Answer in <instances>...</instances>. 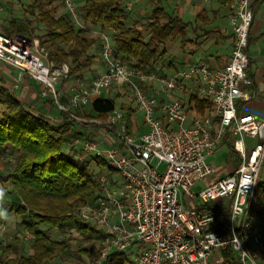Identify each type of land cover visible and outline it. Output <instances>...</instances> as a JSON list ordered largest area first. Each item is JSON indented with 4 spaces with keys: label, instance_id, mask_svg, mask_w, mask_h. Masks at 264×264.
Returning a JSON list of instances; mask_svg holds the SVG:
<instances>
[{
    "label": "built area",
    "instance_id": "built-area-1",
    "mask_svg": "<svg viewBox=\"0 0 264 264\" xmlns=\"http://www.w3.org/2000/svg\"><path fill=\"white\" fill-rule=\"evenodd\" d=\"M65 4L77 17L74 0H65ZM230 6L233 48L229 61L221 67L204 59L171 75L147 73L117 57L112 37L102 33L100 55L105 71L89 86L76 89L68 106L85 108L104 90L126 85L133 92V112L141 114L147 130L131 131L123 109L115 108L101 121L59 105L77 123L78 135L69 144L81 146L88 156L103 157L112 169L98 174V198L78 211L82 219L104 232L96 264H102L112 252L133 247L137 248L134 264H225L222 258L213 261L212 257L216 250L228 248L241 264H264L246 243L251 238L264 251V233L255 228L258 208L264 204L256 193L264 164V119L238 110L240 101L251 98L246 86L252 83L247 68L253 0H231ZM0 61L38 81L42 94L55 101L61 96L58 83L70 75L68 62L50 60L38 39L22 35L0 32ZM154 83L160 84L158 94L144 88ZM185 88L210 99L213 112L196 113L189 107V98L160 100L162 92H183ZM85 122L94 124L87 128ZM93 130L103 136H81ZM226 143L238 155L239 164L231 173L194 191L198 182L215 172L209 158ZM183 198H199L204 207L187 205ZM219 200L228 206L224 217L220 216ZM215 224L221 230L212 229Z\"/></svg>",
    "mask_w": 264,
    "mask_h": 264
},
{
    "label": "trees",
    "instance_id": "trees-1",
    "mask_svg": "<svg viewBox=\"0 0 264 264\" xmlns=\"http://www.w3.org/2000/svg\"><path fill=\"white\" fill-rule=\"evenodd\" d=\"M54 1L30 0L27 9L32 14L39 10V21L46 27L44 34H35L33 22L21 17L12 18L3 32L10 36L38 39L40 45L48 50L50 60L58 64L68 62L70 75L84 78L98 58L91 49L101 39L90 35L86 27L77 28L68 15H58ZM150 1L155 5L150 15L133 25L126 23L130 15L125 7L126 0H85L81 5V14L87 22L115 30L112 35L114 54L127 61L128 65L147 73L153 72L160 60L167 68H172L173 62L166 63L164 59L167 46L178 36L185 43L188 29L192 26L179 15L169 12L167 0ZM197 18L202 24L210 23L204 10ZM146 32L150 33L148 39ZM46 101L52 103L54 100ZM91 107L89 117L103 121L116 108V103L112 98L101 96L92 101ZM189 107L198 114L214 110L213 102L195 91L189 95ZM58 112V117H54L33 108L0 77V157L8 148L17 153L14 165L2 177V181L11 183L16 200L10 209L0 200V228L6 223L9 212L21 217L20 225L32 235L33 250L26 256H12L19 253L21 242L15 236L1 246L0 264H45L56 256H69L72 241L89 257L91 264H96L104 232L82 219L78 211L81 206L98 198V174L106 172L102 171L104 167L108 171L112 169L103 157L90 155L87 160L81 157V146L69 144L77 135V123L68 113L61 109ZM91 162L101 168L99 173L91 168ZM236 163L239 164L238 158ZM257 191L264 200L263 182L258 184ZM260 211L264 232V206ZM41 225L49 228L44 229ZM52 229H73L78 236L55 240L49 233ZM231 261L235 262L233 257ZM102 264H134V261L126 251L113 252Z\"/></svg>",
    "mask_w": 264,
    "mask_h": 264
},
{
    "label": "crops",
    "instance_id": "crops-1",
    "mask_svg": "<svg viewBox=\"0 0 264 264\" xmlns=\"http://www.w3.org/2000/svg\"><path fill=\"white\" fill-rule=\"evenodd\" d=\"M130 1V0H129ZM131 14L128 21L133 25L135 21L149 16L152 9L155 7L152 1L148 0H131ZM231 0H167V7L169 12L179 15L185 21L192 24L187 32V41L182 42L180 36L175 38L167 46V55L164 59L166 62H173L172 68H163L164 74L171 75L175 70L185 69L188 64L196 63L200 60L207 59L212 66H224L230 59L233 48V29L230 22L232 9L230 6ZM207 12L209 24H202V21L197 18L201 11ZM254 18L250 30L249 38V65L247 71L252 79V83L246 86V89L251 95L250 100L240 101V112L252 113L260 119H264V0H253ZM127 23V22H126ZM147 36V34H145ZM3 66L0 67V77L4 79L5 84L12 90H15L17 96L26 103L32 104L37 97H40L43 86L29 76L27 73L21 71L19 68L6 64L0 61ZM162 66V65H160ZM163 67V66H162ZM105 71V64L101 57L98 56L90 70L86 71L84 78L69 77L61 80L58 83L61 96L72 95L76 89L89 84L90 81L102 74ZM121 88V87H116ZM122 89V88H121ZM111 90H105L102 97L112 98ZM179 93L180 92H175ZM105 94V95H104ZM109 94V96H108ZM166 94V93H165ZM65 95V96H66ZM177 96H179L177 94ZM181 96V95H180ZM174 98L175 95L167 94L160 98V100H168ZM96 99L93 97L92 100ZM120 100H123L120 97ZM116 101V100H115ZM45 113L51 116L48 103L39 104ZM125 110L128 116V126L133 132H142L147 130L143 125L142 120H139L136 113ZM90 116L89 113H87ZM54 116V115H53ZM54 117H58V114ZM91 133V132H90ZM248 141L252 139L247 138ZM230 143L222 145L219 150L212 155L209 160L215 167V172L207 177L205 180L198 182L194 187V191H198L207 183L213 182L220 177L231 173L237 166L236 160L239 159L238 155L233 153ZM264 166V164H263ZM262 166V167H263ZM259 195V194H258ZM183 201L187 205L204 207L199 198L194 201L187 202L185 198ZM260 201H264L262 198ZM221 204L220 216H225L228 206L223 201H218ZM259 217V213L257 214ZM260 219V217H259ZM216 227V225H214ZM213 226V227H214ZM221 226L215 229L221 230ZM257 232L264 233L261 226L258 225ZM247 246L250 250H256L259 254V260L264 262V251L254 243L253 239H247ZM235 262H232L231 259ZM222 258L225 264H241L237 255L230 248L218 249L214 252L212 260Z\"/></svg>",
    "mask_w": 264,
    "mask_h": 264
},
{
    "label": "rangeland",
    "instance_id": "rangeland-1",
    "mask_svg": "<svg viewBox=\"0 0 264 264\" xmlns=\"http://www.w3.org/2000/svg\"><path fill=\"white\" fill-rule=\"evenodd\" d=\"M84 1L85 0H74L75 4L77 6V17H74L68 11L67 5L65 4V0H55L53 5L56 6L58 15H61V14L68 15L71 18V20L74 21L77 28L86 27L89 30L90 35L96 36V37L99 36L100 39H101L102 33H107L108 35H110L112 37L113 33L115 32L114 29H111V28L104 29L100 25H93L84 19V17L81 14V5L84 3ZM148 1H150V0H148ZM130 2H131V0L130 1L126 0V3H125L126 10L129 11V14H131V6H132L131 5L132 3H130ZM30 3H31L30 0H0V32L4 33L3 32L4 27L8 26V24L12 18L21 17V18H24L26 20H30L33 22L34 27H35V34H37V35L44 34L46 32V27L43 23H41L39 21V18H38L39 10L37 9L35 14H32L31 12H27V9H28ZM49 7L50 6H46V8H49ZM147 17H148V15L145 18H147ZM129 24H131V23L129 21H127V25H129ZM145 34H147L146 38L148 39L150 36V33L146 32ZM27 38L30 40L36 39V38H30V37H27ZM100 42H101V40H100ZM100 42L95 47H92V49H91V51L95 52L99 57H101V55H100V50H101ZM101 59H102V57H101ZM122 60L125 63H127V61H125L124 59H122ZM4 63H6V62H4ZM6 64H8V63H6ZM160 65H162L163 67ZM2 66L3 65L0 64V67H2ZM163 68H167L166 64L164 63V61L160 60L156 64V66L153 68V72H155L156 74H158L160 76H164L166 74H164ZM168 69H170V68H168ZM177 70H178V68H177ZM69 77H72V78L75 77V79L77 78V76H75V75H72V76L69 75ZM86 86H88V84H86ZM121 88H116V86H113L110 89L112 91L111 92L112 99L116 100L115 101L116 108L123 109V110L130 109L129 111L131 112V107L134 108V106H135L133 92L126 85H123ZM144 88L151 93L158 94L157 90H158V88H160V84L154 83V84H151L150 87H144ZM15 90L13 89L12 91L15 92ZM175 92H180L181 94L175 93ZM191 92H192L191 88L190 89L185 88L183 92L171 91V92H165L166 94L162 92L159 95V97L161 99H163V97L167 94L175 95V97L173 99L169 97L168 100H162L163 102H167V101L174 100V99H181V100L186 99L187 100L189 98V95ZM177 94L179 96H177ZM65 95H64V97L60 96L59 100L55 101L51 96L47 97L41 93L40 97H37L32 104H29V103L28 104L31 105L33 108L42 110L43 108H40L39 104H41V103L47 104L48 103L46 101L47 99H53L54 101L52 103H48V105H49V110H51L50 111L51 115L56 116L59 113L58 110H60V108H59L60 104H64L65 106H68L70 104V97L71 96L70 95L65 96ZM108 96H109V94H108ZM120 97H122L123 100H120ZM91 104H92V102L89 103L85 108L84 107L72 108L69 106H68V108H70V111H72L73 113H75L79 116L81 115V117H84L86 119H91L92 117H89L87 114V113H89V114L92 113ZM50 105H52V106H50ZM44 112H45V110H44ZM46 114H49V113H46ZM136 116L139 120H141V114L136 113ZM93 124L94 123H92V122H85V127L88 128V125H93ZM91 128H93V127H91ZM81 136L83 138H93V137L94 138H101L103 135L100 133H97L96 130H93L90 134L86 133V134H82ZM249 142H253V139H252V141H249ZM16 154L17 153L14 152L11 148H8L6 150V152L3 154V156L0 157V200L2 201V203L5 206L8 207V209H10L13 202H15L16 194L13 191L11 183L6 182V181H2V177L5 176L7 174V170L10 169L14 165V158H15ZM80 155H81V157H84L85 160H87L88 155L85 154V152L83 150H81ZM91 168L94 169V172L96 174L99 173L101 170V168L96 167L95 164H93V162H91ZM103 169L104 170H102V171H106V172L108 171L107 167H104ZM115 174L117 175V173H115ZM260 182L264 183V166L262 167V169L260 171V178H259L258 184ZM257 188H258V186H257ZM256 193H257L258 199H261V197L258 195V191ZM187 202H191V201H187ZM263 206H264V204H263ZM263 206H259V208H258V213L260 215L259 216L260 219L258 216L255 219V228H257V229H258V225L262 227L263 221H262V214H260L261 213L260 209ZM22 220L23 219L21 217L16 216L13 212H9L6 223L3 226H1V228H0V255H1V246L5 245L7 242L12 240L15 236L19 237L21 242L19 244V253L18 254H12V256H26V255L31 254L33 252L32 247H31L32 235H30L20 225V222ZM41 227L44 229L49 228L46 225H41ZM49 233H50L51 237L55 240H63V239L69 238V237L73 238V237L78 236V233L73 229H62V230L61 229L60 230L52 229V230H49ZM70 245H71V253L69 256H56L53 259L47 261L45 264H91L89 257L86 254H84L83 252H81V250H79V247L75 241H72ZM99 248H100V245L98 246V251H99ZM136 249H137L136 247H133L131 250L127 251V255H128V257H130L131 260H133L135 257ZM98 260H99V256L96 259V263Z\"/></svg>",
    "mask_w": 264,
    "mask_h": 264
}]
</instances>
